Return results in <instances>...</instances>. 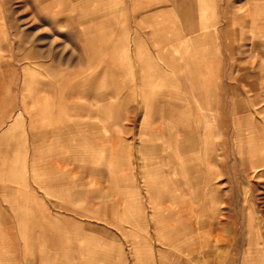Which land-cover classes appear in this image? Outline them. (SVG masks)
Here are the masks:
<instances>
[{"label":"rangeland","instance_id":"rangeland-1","mask_svg":"<svg viewBox=\"0 0 264 264\" xmlns=\"http://www.w3.org/2000/svg\"><path fill=\"white\" fill-rule=\"evenodd\" d=\"M263 29L264 0H0V264H264Z\"/></svg>","mask_w":264,"mask_h":264},{"label":"crops","instance_id":"crops-1","mask_svg":"<svg viewBox=\"0 0 264 264\" xmlns=\"http://www.w3.org/2000/svg\"><path fill=\"white\" fill-rule=\"evenodd\" d=\"M229 21V22H228ZM230 22H232V20H230L229 18H228V16H227V14L225 15V23H224V27H222V28H224V29H222V30H220V35L222 34V35H224L225 36V38H226V36H227V30H228V24L230 23ZM234 24L235 25H238V27H235L234 28V30L232 31L233 32V35H234V40L236 41L235 43V48L233 49V51H234V54H235V56H237L238 55V52H239V48H238V46H237V42L239 41V38H240V36H241V34H242V29H243V26L244 25H248L246 22H244V20H243V18L241 17H238L236 14H235V18H234ZM252 22V21H251ZM253 23V22H252ZM261 23V22H260ZM258 24V23H257ZM239 25H241L240 27H239ZM252 27H253V25H251ZM259 29V28H258ZM264 30V29H263ZM232 32H229L231 35H232ZM242 38V37H241ZM242 40H243V38H242ZM228 48L226 47V49H224V51H225V56H226V53H227V51L229 50H227ZM244 50H245V47H243L242 46V49H241V53L240 54H242L243 52H244ZM220 55H223V53H221ZM237 63L239 64V59H237ZM263 66V65H262ZM263 69H264V67H263ZM235 71H238V72H241V74L239 75V76H237L236 77V81H240V82H248L250 79H254V74L256 73V71L254 72L253 71V68H252V66H247V65H244V66H240V69L239 68H237V70H235ZM250 85V84H249ZM248 85V86H249ZM238 86V85H237ZM236 86V87H237ZM251 87H254L253 85H251Z\"/></svg>","mask_w":264,"mask_h":264}]
</instances>
